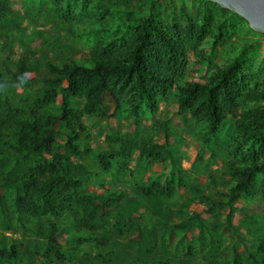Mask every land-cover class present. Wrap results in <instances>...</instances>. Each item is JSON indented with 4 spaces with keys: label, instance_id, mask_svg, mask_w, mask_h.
<instances>
[{
    "label": "rangeland",
    "instance_id": "1",
    "mask_svg": "<svg viewBox=\"0 0 264 264\" xmlns=\"http://www.w3.org/2000/svg\"><path fill=\"white\" fill-rule=\"evenodd\" d=\"M106 1L72 0L59 8L55 0H8L10 10L0 18V68L7 75L9 85L0 92V101L8 99L12 106L24 108L28 99L33 101L43 92L39 78L46 74L48 61L85 59L98 39L126 37L132 32L121 26V20L148 15L151 10L159 19L167 21L185 23L189 12L194 15V21L200 23L202 15L197 10H206L212 19H216L200 41L198 51H191L187 56V80L207 79L215 66L234 60L250 69L243 90L256 89L255 81L264 76V33L254 30L245 18L232 10L210 0H157L154 5L148 3L141 7V11L132 14L113 10L100 17L99 7ZM24 59L32 67L21 72L19 62ZM17 76L21 81H17ZM260 86L264 87V84ZM203 96L198 93L194 106L182 114L178 112L174 95L168 100H160L155 110L147 103H143L137 113H133L128 104L115 110L112 100L107 97L106 105L97 114L82 113L85 130L80 143L83 156L79 158L67 151V157L91 169L88 175H83L88 177L84 180L88 192L98 193L103 202L106 195L100 196L106 188L122 187L121 181L116 179L120 176L114 175L115 170L113 173L105 171L97 155L102 149L114 148L111 146L113 136L134 137L142 146L153 142L158 146L157 151L162 152L167 147L172 151L167 160L151 162L150 157L140 158V150H135L129 166L134 170L136 180L143 182L151 177L162 185L173 186L175 196L185 203V207L183 212L165 211L162 196L131 197L115 202L114 209H103L95 219L97 232H101L98 236H108L109 244L84 246V250L72 253L67 264H105L99 254H106L115 262L132 260L134 264H231L237 253L244 264H257L248 256L258 239L264 236V194L259 189L263 176H257V184L251 187L250 193H241L237 199L228 202L226 194L238 173L227 172V165L243 141L234 138L241 112L235 116L229 111L216 132H211L207 111L198 106ZM61 102L59 95L57 104ZM83 102L84 98L71 96L70 105L79 111ZM253 105H264V100L249 104ZM9 140L14 139L9 137ZM61 140L62 136H59L58 142ZM85 149L89 151L85 152ZM3 150L4 153L0 154V196L6 213L0 214V239L4 245L18 241V255L9 264H59L42 254L46 239L36 234L37 229L34 230L47 220L33 219L32 229H27L22 225L15 206V196L23 186L21 177L27 175L41 182L50 175L36 160L22 158L13 146L5 145ZM244 150L248 151V148L244 147ZM246 161L248 157L242 156L239 164ZM5 176L13 180L8 185ZM191 184L202 189L207 196L222 198L225 204L221 209L209 210L205 200L188 190ZM127 187L133 191L130 183ZM230 209L234 211L233 225L238 230L223 221ZM117 211L132 213V220L128 216L123 218L125 232H121V225L114 226ZM195 213H199L209 227L221 221L215 231L214 247L209 245L208 231L201 240L198 238V225L186 231L185 240V230L174 227L187 219H194ZM64 232L61 241L68 250L73 230L65 226Z\"/></svg>",
    "mask_w": 264,
    "mask_h": 264
},
{
    "label": "trees",
    "instance_id": "2",
    "mask_svg": "<svg viewBox=\"0 0 264 264\" xmlns=\"http://www.w3.org/2000/svg\"><path fill=\"white\" fill-rule=\"evenodd\" d=\"M71 1L55 0L59 8ZM156 1L107 0L99 7L98 15L106 16L113 10L132 14L141 11V7L148 3L154 5ZM9 10L8 0H0V18L6 16ZM197 12L202 15L200 23L195 22L194 15L189 12L184 23L179 20H161L153 10L148 15L121 20V26L132 31L128 36L98 39L82 60L48 61L46 74L39 78L43 92L33 101L28 99L27 106L14 107L8 99L0 101V154L4 153L5 145L13 146L22 158L36 160L50 175L41 182L27 175L21 177L24 191L21 188L17 192L15 206L22 225L27 229H32L31 224L37 219L47 220L46 224H38L34 230L37 229L36 234L46 239L42 254L50 256L55 262L70 263L72 253L84 250V246L108 245V236H98L101 232H97L95 219L103 209H114V203L120 200L162 196L165 211H184L185 203L175 196L173 186L162 185L151 177L138 182L134 170L129 166L135 150H140V158L148 156L151 162H163L170 158L171 149L167 147L162 152L157 151L155 143L148 142L142 146L134 137L113 136L111 146L114 148L102 149L97 155L98 162L105 171L113 173L112 170H115L114 175L120 176L116 179L121 181L122 187L106 188L100 196L106 195L103 202L98 193L88 192L84 181L88 177L83 175H88L91 169L82 162L70 160L67 151L79 158L83 156L80 143L85 130L82 113L97 114L106 105L107 97L112 100L115 110L128 104L127 107L137 113L143 103L155 110L160 100H168L174 95L179 106L178 112L182 114L194 106L195 96L203 93L198 106L206 109L211 132H216L226 113L230 111L236 116L241 112L236 121L234 138H241L243 141L227 165V172L238 174L226 195L229 202L237 199L241 193H250L251 187L257 184L256 178L259 175L263 176L259 189L264 194V105L249 106L264 100V87L260 86L264 84V76L255 81L256 89L243 90L250 69L234 60L215 66L207 79L187 80V56L191 51H198L200 41L216 20L206 10ZM100 26L107 30L105 25ZM30 67L31 64L25 59L19 62L21 72ZM6 76L0 68V92L9 85ZM182 80L184 81L181 82ZM17 81H21L20 76H17ZM59 95L62 97L61 104H57ZM71 96L84 98L81 111L70 105ZM103 117H107V114H103ZM59 136H62L61 142H58ZM9 137L14 140H9ZM88 151L85 149V152ZM242 156L248 157V161L239 164ZM5 180L7 185L13 181L7 176ZM129 183L133 187L132 192L127 187ZM188 190L205 200L209 210L221 209L225 204L222 198L207 196L193 184L189 185ZM0 211V214L6 213L1 196ZM233 214L232 209L228 210L223 221L238 230L233 225ZM126 216L133 219L132 213L117 211L114 226L121 225V232L126 231L123 220ZM194 225L199 227L200 240L208 231L209 245L214 247L215 231L221 221L209 227L202 216L195 213L194 219H187L174 227L185 230V240L186 231ZM65 226L73 230L68 250L61 241ZM239 235L244 239L242 234ZM17 244L18 241L13 240L11 244L4 245L0 239V264H9V261L16 258ZM188 248H191V244H188ZM99 256L105 264H134L132 260L115 262L106 254ZM248 257L257 264H264V236L258 239L255 249L250 250ZM231 264H244L241 255L235 254Z\"/></svg>",
    "mask_w": 264,
    "mask_h": 264
},
{
    "label": "water",
    "instance_id": "3",
    "mask_svg": "<svg viewBox=\"0 0 264 264\" xmlns=\"http://www.w3.org/2000/svg\"><path fill=\"white\" fill-rule=\"evenodd\" d=\"M245 18L256 31L264 33V0H210Z\"/></svg>",
    "mask_w": 264,
    "mask_h": 264
}]
</instances>
